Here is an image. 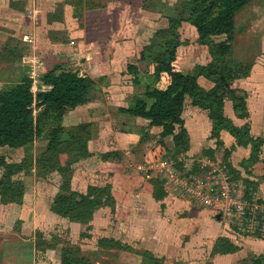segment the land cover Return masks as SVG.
I'll return each instance as SVG.
<instances>
[{"label": "rangeland", "instance_id": "1", "mask_svg": "<svg viewBox=\"0 0 264 264\" xmlns=\"http://www.w3.org/2000/svg\"><path fill=\"white\" fill-rule=\"evenodd\" d=\"M184 1L148 0L150 18L145 20L151 23H132L129 27H133L140 39L142 33L146 34L143 38L149 37L150 43L146 47L150 48L158 32L169 31L168 19L176 15V9L180 10ZM154 23L160 24L161 30L158 31ZM234 33L231 53L224 59L216 57L218 64L227 65L232 74L230 89L222 91L227 118L238 117L241 125L248 124L250 114H264L260 111L264 104V0H254L237 15ZM162 35H165L162 36L164 40L168 38L167 33ZM222 40V37H215L218 44ZM17 42L14 39V43ZM147 53H151L150 49ZM16 54L9 48L0 54V90L28 76L23 67L26 55L24 52ZM179 57V66L185 74L192 73L202 64L213 63L209 53L194 54L189 48L182 49ZM205 60L209 62L206 64ZM147 64L143 63L138 73L137 91H123L126 90L123 84L130 81L121 82L115 73L98 76L95 104L89 109H68L60 118L49 112L41 118L46 109L34 105L33 116L38 127L34 142L22 149H0V155L8 163L24 166L21 179L26 187L21 202L4 203L0 200L1 264H61L63 249L72 250L89 264H264V243L250 241L251 236L242 235L235 220L225 222V230V225L220 224L217 217L199 211L198 208H202L199 202L183 191V185L173 180L190 176L186 172L187 161L194 162L195 173L206 183L213 180V176L221 178L227 174L235 181H242L240 170L248 172L244 164L242 169L232 165V152L219 142L216 149L207 148L203 136L206 123L197 118L191 120V100L187 99L184 106L186 122L183 119V122L175 123L174 132L165 139L162 137L164 127L152 126L139 118L135 126H129L120 119V108L128 107L134 98H144L148 90L164 88L163 82L146 73ZM216 80L217 76H214L207 80L210 86H202L211 90L216 86ZM32 90L36 94L34 83ZM148 103L151 105L152 101ZM40 119H43L42 123H38ZM77 127L81 128L80 133L72 131ZM55 129L60 131L58 149L65 152L72 134L87 142L89 156L73 162L67 173L46 169L39 164L40 157L47 155L45 152ZM179 134L180 140L176 141L175 136ZM163 142L169 149L163 159H173L170 156L180 152L176 161L173 159L177 167L173 177L161 165L163 159L146 163L147 155ZM107 154L110 157L105 159ZM261 156L264 158L263 150ZM64 159L67 161L66 156ZM236 175L240 179H236ZM248 176L250 178H246L242 185L247 196L254 193L252 183L256 184L251 180L253 176ZM157 180L162 182L160 186L156 185ZM108 185L124 192L128 198L127 205L120 206L127 215L125 220H116L111 209L104 208L96 211L88 224H81L71 222L54 210L58 196L86 193L89 186ZM158 188L165 192L160 199L148 191ZM221 238L229 239L238 251L228 256L215 254ZM104 239L109 242L102 244Z\"/></svg>", "mask_w": 264, "mask_h": 264}, {"label": "trees", "instance_id": "2", "mask_svg": "<svg viewBox=\"0 0 264 264\" xmlns=\"http://www.w3.org/2000/svg\"><path fill=\"white\" fill-rule=\"evenodd\" d=\"M253 1L185 0L180 10L176 9V15L169 17L168 32H158L150 48L132 47L129 54L120 62V74L132 78V83L135 85L139 84L140 63L150 62L148 74L156 81L165 83L166 87L148 90L145 98L135 99L128 108H120L119 112L147 120L152 126L164 127L162 137L165 139L174 132L175 123L183 122L185 102L189 99L193 107L208 113L213 125L212 137L219 140V143L221 132L227 131L235 138L237 145L251 147V156L243 164L249 175L264 180V161L260 157L264 138L254 139L249 125L238 128L226 117L222 91L230 89L229 81L232 79V74L227 65L218 64L217 60L218 56L224 59L231 53L236 17ZM165 33L168 35L166 40L162 37ZM215 37H222L223 40L218 44L215 42ZM185 48H189L194 54L207 51L213 57V63L199 66L192 73L185 74L179 66V53ZM147 49H150L151 53L148 54ZM55 71L42 77L43 85L51 88L49 91H38L35 94L32 90L33 81L28 76L21 82L0 90V149L6 147L22 149L34 142L38 133L33 116L34 105L46 109L41 118L49 112L60 118L66 110L87 105L95 98L98 87L92 79L81 77L75 72L63 71L57 75ZM214 76H217V80L213 89L206 90L199 84L201 77L210 80ZM147 100L152 101L151 105ZM41 120L43 119L38 123H42ZM58 129L53 131L45 152L47 155L40 157L39 164L46 169L67 173L73 162L89 156L87 142L81 136L72 134L71 141L66 143V152L58 149L60 141ZM80 129L77 127L72 131L78 130L80 133ZM180 134L175 136L176 141L180 140ZM168 152L169 149L163 142L147 155L146 163L157 162ZM179 154L180 152H177L170 157L176 159ZM65 156L67 161L64 159ZM109 157L110 155L107 154L104 158ZM23 171V165L8 163L0 155L2 202L18 203L23 200L26 194V187L21 179ZM236 176V179H240V176ZM155 183L157 186L162 184L158 180ZM252 185L254 192L257 184L252 183ZM150 190L148 191L154 192L152 195L156 199L165 195L161 188ZM127 203L128 198L125 193L114 190L110 185L89 186L86 193L73 192L70 195L56 197L54 210L71 222L88 224L94 218L95 212L104 208L111 209L116 220H125L127 215L120 206ZM108 242L109 240L104 239L101 243ZM236 251L238 247L227 238L219 239L215 247V254L230 255ZM60 261L61 264H89L88 260L75 255L70 249L62 250Z\"/></svg>", "mask_w": 264, "mask_h": 264}, {"label": "crops", "instance_id": "3", "mask_svg": "<svg viewBox=\"0 0 264 264\" xmlns=\"http://www.w3.org/2000/svg\"><path fill=\"white\" fill-rule=\"evenodd\" d=\"M147 2L148 0H0V54H3V49L7 48L10 52L17 53L16 55L24 52L26 59L23 62L25 71L23 72L32 79L37 92L51 90L50 87L43 85L42 77L54 70L57 75L63 71L78 73L81 77L92 79L96 85L98 76L107 75V72L115 73L120 77L121 82L130 81V83L123 84L125 85L123 88L126 89L123 91L128 89L127 92L134 89L137 91L138 85L132 83V78L120 74V62L129 54L132 47L144 49L150 43L149 37L143 38L146 34L142 33L140 39L138 35H135L133 27H129L132 23H138V25L151 23V21L145 20V18H150ZM154 25H157L158 31L161 30L160 24L154 23ZM14 39L19 42L15 44ZM205 53L208 52L204 51L200 54L204 55ZM111 59L113 62L110 61ZM37 60L43 63L41 69L36 68ZM146 62L148 61L140 63L139 71H141V65ZM208 62L205 60L206 64ZM150 65L148 62L146 73H148ZM202 66L205 65L202 64ZM199 84L210 86L211 83L209 84L205 78L201 77ZM163 85L165 88V83ZM202 87L206 90L209 89V87L208 89ZM94 100L95 98L87 105L76 108L75 111L84 107L89 109L95 104ZM97 106L98 104H96ZM190 108L193 117L191 120L197 118V120L206 123L204 126L205 135H203L206 137L205 145L207 148L216 149L219 140L212 137L213 125L208 113L193 106ZM226 111L225 115L228 117ZM260 111L264 113V104ZM185 112L184 108L182 118L186 122ZM255 116L250 114L248 124L241 125H239L241 120L238 117L234 116L230 119L237 127L249 125L251 136L254 139L263 138L264 114H255ZM120 117L128 122L129 126H135L138 121L136 117L126 114H120ZM139 120L144 119L139 118ZM256 121L258 122L256 123ZM220 145L232 152V159H230L234 167L244 168L242 164L249 160L251 147L237 145L235 138L227 131L221 132ZM262 150L264 152V147ZM261 160L264 161L262 156ZM240 171L242 181L238 182L243 185V181L250 177L245 170ZM251 180L257 184L254 194L261 202H264V180L255 177H251ZM198 209L215 218L220 216L214 210L205 207ZM218 221L225 225L222 218ZM226 228L225 225V230ZM249 239L260 244L264 243L263 240L254 237Z\"/></svg>", "mask_w": 264, "mask_h": 264}, {"label": "built area", "instance_id": "4", "mask_svg": "<svg viewBox=\"0 0 264 264\" xmlns=\"http://www.w3.org/2000/svg\"><path fill=\"white\" fill-rule=\"evenodd\" d=\"M42 67L43 63L37 60L36 68ZM174 160L163 159L160 162L172 173V177L177 172ZM193 163L191 161L185 163L186 172L190 175L187 179L173 178L184 186L183 191L196 199L201 207L217 212L225 222L229 223L228 220L238 222L236 227L242 235L264 239V202H261L254 193L247 196L245 188L228 174L220 176L221 178L213 176V180L206 183L201 175L195 173Z\"/></svg>", "mask_w": 264, "mask_h": 264}, {"label": "water", "instance_id": "5", "mask_svg": "<svg viewBox=\"0 0 264 264\" xmlns=\"http://www.w3.org/2000/svg\"><path fill=\"white\" fill-rule=\"evenodd\" d=\"M218 220H221V217L220 216H218V218H217Z\"/></svg>", "mask_w": 264, "mask_h": 264}]
</instances>
